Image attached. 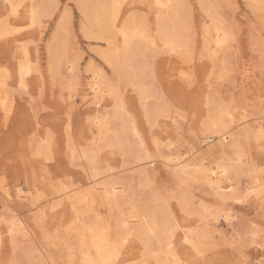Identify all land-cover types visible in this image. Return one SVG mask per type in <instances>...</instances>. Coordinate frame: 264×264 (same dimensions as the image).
Listing matches in <instances>:
<instances>
[{"label":"bare ground","instance_id":"bare-ground-1","mask_svg":"<svg viewBox=\"0 0 264 264\" xmlns=\"http://www.w3.org/2000/svg\"><path fill=\"white\" fill-rule=\"evenodd\" d=\"M25 1L27 3L3 0L0 9V49L5 58V64H0V94L6 95L0 97L3 117H7L12 107L6 90L12 72L18 80L17 86L25 90L27 79L34 71L36 78L43 75V70L35 68L37 65L28 55V43L17 46V42L31 36L34 30L22 31L17 24L23 21L30 27L39 24L55 3L54 0ZM196 1L207 18L202 20L198 35L200 58L207 57L213 66H220L219 74L223 76L226 72L224 52L232 40V33L217 16L215 3L219 0ZM246 2L257 17L264 19V0ZM76 3L82 16L81 32L88 39L104 42V48L97 54L110 72L104 73L102 68L89 62L84 69L90 93L86 100L94 105L93 116L87 128L80 118L74 125L69 123L64 127L70 163L82 161L81 171L67 180L51 183L56 175L50 172L51 166L42 162L40 174L48 182L42 191H31L30 204L39 207L44 201L60 197L55 203L43 206L32 220L37 222L42 241L44 239L46 246L50 243L59 249L65 255L62 260L65 264H216L213 258L218 257V252H208L207 245L211 234L220 231L212 224L221 220L226 224L233 222L232 208L225 207L227 201H238L248 193L255 196L264 193V180L260 177L264 173V101L257 108L256 123H246L236 131L233 129L239 126L240 118L247 115L242 113L237 120V108L231 102L209 101L212 106L206 107L202 129L204 149L199 143H193L190 135L182 136L174 118L170 119L169 132L163 123L160 124V118L167 116L170 108L166 109L161 97L146 84V71L142 67L148 53L153 51L175 53L180 59L192 55L197 31L191 12L187 10L188 0H76ZM65 15L67 11L63 9L61 20L46 44V71L51 77L61 71L70 73L68 80L64 79L71 97L78 83L72 77L77 63L60 47ZM123 86H130L137 94L142 118L149 127L151 146L128 109ZM69 108L67 112L72 109ZM236 122L238 124L234 125ZM37 124L35 121L33 128ZM40 133L36 130L33 135ZM168 133L171 141L165 145L164 153L160 137ZM45 136L46 133L41 136L35 150L43 159L53 154L52 143ZM174 143L178 146L186 143V147L172 150L170 145ZM105 154L109 157L102 158ZM115 154L120 156L119 164L112 158ZM160 163L168 171L166 181L171 182V188L164 191L154 185L155 171ZM116 170L129 171L120 175ZM63 172L64 178L73 173L70 168ZM242 176L249 178L245 192L237 186ZM197 187L207 189L216 204H208L207 198L196 199L193 189ZM27 197L22 188H17L13 194L7 189L0 191L5 208L15 207V201L21 204ZM1 223L6 227H0V244L4 233H9L10 240L27 235L24 234L26 222L19 217H0ZM33 253L30 251L23 256L26 264H47L34 259Z\"/></svg>","mask_w":264,"mask_h":264},{"label":"rangeland","instance_id":"rangeland-1","mask_svg":"<svg viewBox=\"0 0 264 264\" xmlns=\"http://www.w3.org/2000/svg\"><path fill=\"white\" fill-rule=\"evenodd\" d=\"M2 1L0 0V9ZM23 2L27 3L25 0ZM188 2L189 7L187 10L191 12L194 28L197 31L192 55L189 58L187 57L188 59H180L181 57L175 53L168 54L165 52V54L164 51H153V53H148L146 63L143 64L144 67L142 68H145L146 71V84L149 85L155 95L161 97L165 108H170L167 116L160 118V124L163 123L162 125L170 132V119L174 118L182 136L190 135L193 143H199L204 149L206 143L204 142L205 135L202 129L206 120V107L211 108L212 106L208 104L209 101L212 103L220 100L231 102L230 104L237 108L235 112L237 120L242 116V113L247 115L243 119L240 118L239 124L238 122L234 124L239 126H235L236 128L233 131L246 125V123L255 122L254 118L259 115L257 114L259 112L257 108L264 101V19L257 17L246 0L216 1L217 16L223 19L224 25L233 36L224 52L226 72L223 77L219 74L220 66H213L207 57L200 58L201 39L198 35L200 34L202 20H207V18L205 13H202L204 12L203 8L196 0H188ZM54 3L52 11L43 15L39 24L31 27L25 21L17 24V27H22L20 29L22 31L34 30L31 36L25 37L22 41L20 40V43L17 42V46H20L22 42L28 43L26 44L28 55L31 61L37 65L35 68L43 70V75L41 78H36L37 73L34 71V75L31 74L27 79L25 90L24 87L17 86L18 80L15 79L14 72H12L6 88L9 97L8 102H10V99L13 100L10 102L12 107L7 117L1 115L0 109V181L2 180L0 191L7 189L13 194L17 188H22L28 196L21 204L15 201V207L12 208H5L0 199V217L7 219L19 217L22 221L25 220L26 232L24 234L27 233L24 236H16L13 239L14 241L10 240L9 233L3 234V241L0 244V264H26L23 256L30 251L34 252L33 256L36 260L38 259L47 264H65L62 261L65 255L50 243H48L49 246H46L44 239L42 241L43 235L40 233L37 222L32 221L43 206L55 203L60 197L51 198L46 201L47 203L44 201L39 207H36L30 204L29 198L32 195L30 193L33 189H35L34 192L36 190L42 191L45 188V183L48 182L40 174L41 168L44 166L42 162L51 166L49 168L50 172L56 175L55 179L50 180L51 183L62 179L67 180L76 176L77 171H81L82 161L74 160L70 163L69 151L66 149L67 142L65 141H67V138L64 134V127H67L69 123H71V126L74 125L80 118L81 123L87 128V122L93 116L91 110L94 105L86 100L90 98V93L86 82V80L88 81V74L85 73L84 69L89 62H93L95 66L102 68L104 73L110 72L109 67L97 54V51L104 48V42L88 39L81 32L80 22L82 16L76 0H54ZM63 9H66L67 15L63 19L65 26L61 32L60 47L63 48L69 59L75 58L77 63H75L77 69L72 73V77H75L78 83L71 97L68 96L66 90V80L70 77V73L61 71L51 77L46 71V56L48 53L46 44L50 40L59 20H61L60 16ZM0 55L2 56L0 64L4 65L5 58L1 49ZM181 64L185 65L184 68ZM182 70L184 75L181 73ZM124 90L128 109L135 116L143 138L149 142L148 146L149 144L151 146L150 133H148L149 127L142 118L143 112L141 105L139 107V104H137V94L131 90L130 86H126V88L123 86ZM3 95L6 96L3 93L0 94V97L4 98ZM66 95L70 98L69 100ZM70 103L72 104L71 107ZM149 104L151 106L152 103L149 102ZM69 107L72 109L67 112ZM85 116H88V118ZM68 119L69 121H67ZM35 121L38 124L36 128H33ZM36 130H40V135H33ZM32 132L34 133L31 134ZM45 133L46 136L50 134L48 140L50 139V144L52 143L50 149L53 154L50 155L52 157L48 156L49 158L43 159V157L36 155L35 150L39 139ZM160 140L165 149L164 153H166L165 145L168 144L169 140L171 141L169 133L164 138L160 137ZM170 147L172 150H175V148L185 149L186 143L181 146L174 143ZM102 152L105 153L106 150ZM103 157L109 156L105 154ZM112 158L116 159L117 164H119L120 156L118 154H115ZM159 166L155 171L154 185L159 186L164 191L171 188V182L166 181L168 171L161 163ZM67 168H70L73 173L64 178L66 175H64L63 170ZM128 171L118 172L116 170L117 174L120 175L128 173ZM260 177L264 180V173ZM248 179L247 176H242L238 180L237 186L243 192L246 191L247 184H249ZM207 192L208 190L203 187L193 189L196 199L199 197L207 198L209 200L208 204L215 205L213 195ZM225 207L232 208L234 213L233 222L226 224L221 220L212 224L220 231L219 234L216 232L211 234L212 237L207 245L208 252H218V257L213 258L215 263L264 264V193L259 196L248 193L238 201L228 200ZM57 208L60 209L61 207L58 206ZM189 217L192 218L193 216ZM0 227L5 229L6 225L1 223Z\"/></svg>","mask_w":264,"mask_h":264}]
</instances>
